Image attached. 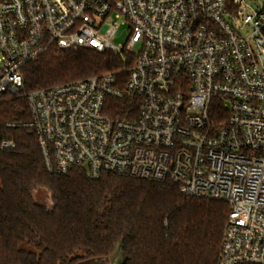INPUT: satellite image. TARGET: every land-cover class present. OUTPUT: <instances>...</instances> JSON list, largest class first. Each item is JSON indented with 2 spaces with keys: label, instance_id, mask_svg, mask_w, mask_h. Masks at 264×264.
Segmentation results:
<instances>
[{
  "label": "built area",
  "instance_id": "1",
  "mask_svg": "<svg viewBox=\"0 0 264 264\" xmlns=\"http://www.w3.org/2000/svg\"><path fill=\"white\" fill-rule=\"evenodd\" d=\"M49 48L110 52L123 68L24 95L20 128L47 172L168 181L224 203L218 264H264V0H0V98Z\"/></svg>",
  "mask_w": 264,
  "mask_h": 264
},
{
  "label": "trees",
  "instance_id": "2",
  "mask_svg": "<svg viewBox=\"0 0 264 264\" xmlns=\"http://www.w3.org/2000/svg\"><path fill=\"white\" fill-rule=\"evenodd\" d=\"M122 68L110 52L49 48L21 67V92L0 98V264L219 263L226 204L188 198L168 181L49 174L35 135L20 128L29 121L25 94ZM127 103L109 115L123 117ZM5 141L14 149L2 150Z\"/></svg>",
  "mask_w": 264,
  "mask_h": 264
},
{
  "label": "rangeland",
  "instance_id": "3",
  "mask_svg": "<svg viewBox=\"0 0 264 264\" xmlns=\"http://www.w3.org/2000/svg\"><path fill=\"white\" fill-rule=\"evenodd\" d=\"M128 33L125 28H120L117 32V34L112 38L111 44H113L116 47L123 46L125 44V41L127 39ZM36 200L39 203H46V196L45 194H38L36 196ZM92 264V263H87Z\"/></svg>",
  "mask_w": 264,
  "mask_h": 264
},
{
  "label": "water",
  "instance_id": "4",
  "mask_svg": "<svg viewBox=\"0 0 264 264\" xmlns=\"http://www.w3.org/2000/svg\"><path fill=\"white\" fill-rule=\"evenodd\" d=\"M115 251H118V247H116ZM117 259H115L113 262H103V261H94L92 264H116Z\"/></svg>",
  "mask_w": 264,
  "mask_h": 264
}]
</instances>
